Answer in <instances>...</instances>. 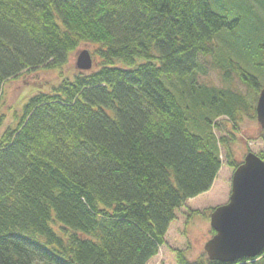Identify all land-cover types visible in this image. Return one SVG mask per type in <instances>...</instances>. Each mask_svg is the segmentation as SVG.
Returning <instances> with one entry per match:
<instances>
[{"label":"trees","instance_id":"trees-1","mask_svg":"<svg viewBox=\"0 0 264 264\" xmlns=\"http://www.w3.org/2000/svg\"><path fill=\"white\" fill-rule=\"evenodd\" d=\"M214 1L232 18L209 0H0V99L21 73L59 78L9 121L0 112V264H147L211 188L226 145L215 128L255 119L264 87V0ZM81 43L97 61L67 76ZM214 45L251 99L192 77ZM176 262L223 264L185 250Z\"/></svg>","mask_w":264,"mask_h":264},{"label":"rangeland","instance_id":"rangeland-1","mask_svg":"<svg viewBox=\"0 0 264 264\" xmlns=\"http://www.w3.org/2000/svg\"><path fill=\"white\" fill-rule=\"evenodd\" d=\"M209 1L213 11L226 14L229 19L232 18L231 12L227 13V8L219 5L221 2ZM229 5L232 6L233 4L229 3ZM260 13L264 18L263 12L260 11ZM222 32L220 40L225 47L229 42V38L224 31ZM232 45L236 46L235 43ZM215 47L216 45L213 46L215 55L210 54L202 56L199 59L200 68L195 70L192 77L197 83H204L221 88L231 87L238 89L247 98L251 99L254 94L253 91L247 88L246 85L240 83L233 71H230L229 79H224V68L218 62L216 63L215 59H224L225 55L223 53L225 49L221 46L219 52ZM82 49H87L92 53L94 47L88 43H81L76 50L69 54L67 63L63 66V74L71 76L77 70L75 61L78 52ZM95 61H97L95 57H92L93 65ZM58 81L57 71L44 67L37 68L31 72H24L14 78L8 79L2 88L0 112L5 113L9 121L10 115L14 111H19L22 103L30 95L38 90H46ZM178 81L176 78L171 80V82L180 84V81ZM224 127L225 129L215 128V135L218 138L225 136L226 147L224 145H220L219 147L221 165L211 188L204 193L188 199L184 206L176 211L175 219L171 221L166 230L164 244L159 248L157 254L149 259L147 264H177L176 250H185L187 257L190 259H195L205 253L203 245L214 234L209 224V214L213 208L225 204L230 194L231 177L234 167L229 165L228 161L241 162L248 152H253L256 155L264 157V129L260 128L256 116L255 119H243L236 126V129L231 128L230 125H224ZM229 130L234 132L233 136L228 134ZM227 153L229 156H226Z\"/></svg>","mask_w":264,"mask_h":264},{"label":"water","instance_id":"water-1","mask_svg":"<svg viewBox=\"0 0 264 264\" xmlns=\"http://www.w3.org/2000/svg\"><path fill=\"white\" fill-rule=\"evenodd\" d=\"M75 66L91 69L87 49L78 52ZM255 116L264 129V87L255 102ZM209 224L214 234L203 245L209 260L235 264L264 252V159L253 152L245 154L233 170L228 201L211 210Z\"/></svg>","mask_w":264,"mask_h":264}]
</instances>
